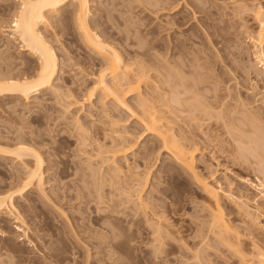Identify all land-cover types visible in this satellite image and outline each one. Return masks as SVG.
<instances>
[{"label": "rangeland", "instance_id": "obj_1", "mask_svg": "<svg viewBox=\"0 0 264 264\" xmlns=\"http://www.w3.org/2000/svg\"><path fill=\"white\" fill-rule=\"evenodd\" d=\"M138 1H140V3H138ZM138 1L89 0V13L91 17L89 21H94L95 24L97 23V29L93 27L95 32L98 33L102 30L108 36H112L113 38H111L114 39L115 43L118 44L120 41L122 44L126 45L124 39L127 37H129L128 39H135L134 37L137 38L139 35L142 36L140 29L142 31H148L150 28L157 25L159 19H164V16L159 19H156V16L154 17V12L149 10L150 8L146 4L147 0ZM222 1L224 0H208L207 2L209 3H207V5L221 6L223 3ZM248 1L249 0H247V2ZM254 1H249L248 3L250 4L247 5H252V2L253 6L257 5L258 0ZM226 2H233V0ZM259 2L264 9V0H259ZM17 3L18 1L15 0H0V21H2L0 22V29H2L0 30V50L4 47L3 50L6 51L5 54L2 52L3 50L1 51L2 56L0 54V58L2 61L4 60L3 62L6 63V66H14L12 64L14 62L29 61L32 75L34 67L36 66L35 62L31 61L32 57H30L28 53H23L19 50L18 42L16 43V40H13L11 35H9L10 29L8 30V28L11 23L10 20L12 19L10 15L13 14V6L15 8ZM241 4L242 3H236L231 5V7L233 6L231 9L228 4L229 6L227 5L228 9H226V12H232L231 10L235 8V6L237 7ZM145 5L148 6V9L147 7H143ZM69 7L70 6H68L66 10H69ZM184 10L185 12L187 11L186 9L181 10V15L185 14ZM147 11H151V13ZM186 14L188 13L186 12ZM218 14L221 15L220 11ZM188 15L192 26H190L191 30L188 28L185 33L194 30L198 35V40L196 39L197 43L199 42L205 45L200 47L203 50L195 56L199 57L201 55L205 57L208 55L205 57L206 59L202 58L200 62L204 63L203 61H208L211 63L214 69L213 74H222L225 82L224 84L222 83L221 86L224 88V85H226L230 88L229 91L232 92L231 94H225L226 91L224 92L223 88L213 93L212 90L211 92H207L208 88L211 87L209 83L206 84L207 88L204 92V96L207 97L208 103L210 102L213 104V102L216 101L223 104L220 110V116L224 118L222 123L225 126H223L221 121L215 125L213 122H209L206 118L200 116H196L194 120H191L192 117L188 114H181L179 115V124L182 126L181 131L185 135V141L190 139L191 144L192 141L195 143L194 148L197 149L194 153L195 171L210 187L220 189L219 204L224 208L227 216L226 218L230 221L233 229L241 234L239 236V246L235 248H238L244 255L250 254L256 249H260L264 252V198L262 196L264 191H262L263 188L260 186H258V189L254 187L260 184L261 186L262 184L264 185V172H262V170L260 171V168L258 169L259 165L257 166L253 156L248 155L246 156L247 158L245 157L246 159H243L236 154L237 145H239L240 142L237 143L239 131H237L235 127H239L244 135L247 134L245 136H248L254 125L255 128L256 125H260L257 126V129L259 127L262 129V126L264 127L262 123L260 124V121L264 123V74L261 70L262 68L259 67L260 64L255 60L254 46L249 40V37H246L248 34L244 35L245 29L241 26V24L245 25V27L248 25L246 27L248 29L254 27L252 13L244 12L243 15L245 16L241 15L238 18L235 17L237 20L235 18L233 19L235 20V22L233 21V26L236 27L233 31H230L231 33L228 36L233 42V58L232 56L228 57V59L224 61V64L216 57V52H220L225 46L230 47L232 44L225 45L224 43L218 42L213 45L209 44L199 30L202 28L200 26L205 20V15L197 13L195 16H197L198 20L191 18L192 16L190 14ZM224 16L225 17L220 16L214 19V28L222 26L221 22L224 23L231 18L230 16ZM52 17L49 19L51 22L50 25L41 26V29L43 33L45 32L44 34H46L44 35L45 38H47V40L49 38L48 41H50L52 46L54 45V50L56 49V53L60 55V57L58 56L59 61H62L59 62L60 67L66 66L62 68L58 75V77L60 76L61 78L54 82V86L61 90L63 89L64 92L67 89L73 92L70 93L74 99L69 97L71 100L69 99L70 101H67L71 102L76 99L82 102L85 96V90L93 84V75L97 74L100 70V67L96 65L100 59L92 50L82 43L75 24L69 20L67 22L60 20V23L58 17ZM141 22L145 24L146 27L140 26L142 24ZM134 29L139 30L134 31ZM134 32H140V34L135 35ZM162 33L159 35L158 39L161 37L162 41L164 40L167 44L169 39L166 38V32ZM148 38L150 39V37ZM117 48L124 53V50H122L119 45H117ZM128 48L133 52L138 51L136 46ZM165 52L166 51H162L160 53L165 54ZM123 56H125L124 59H129L126 53L123 54ZM71 57L70 66L68 59ZM73 64H75V66ZM1 67H3L2 64ZM226 68L231 69L230 74L224 73L225 71L227 72ZM16 69L13 71V74L18 71L20 72L19 65ZM248 69L250 72H248ZM253 70L257 72L254 73ZM223 73L225 76H223ZM151 74L153 73L151 72ZM206 81L212 82L211 79H206ZM155 84V80L151 79V82L147 86L142 85L141 91L143 93L146 91L153 92L154 96H156V93H154ZM228 94L229 98L226 96ZM219 96H223L222 100H220L221 97ZM135 97L136 96L130 97L129 100H127L128 104H133ZM33 98L34 101L29 103L14 101L7 97L2 98L0 101V145L12 146L14 141H9V139L16 138L22 133L24 136L26 134V137L30 133H34L37 138L39 136L38 139L45 140L44 144L48 143L46 146L43 144V147L40 145L39 148L36 147L39 149L40 154L42 153L41 157L45 160L44 194L40 195V193L34 190L26 194L23 198L15 197L14 199L16 208L26 224V226L24 225L21 228L29 229L28 238L34 242L33 245H30L28 240L23 239L21 231H16L15 238L10 236L11 239L1 234V232H9L11 228L14 229V225L10 224V221L5 222L9 228L4 226L0 227V246H5L9 242L15 245L19 250L14 254L19 256V258L20 256L23 258V260L21 258V262L24 261L22 264H31L32 260H37L39 262L36 261L38 264L48 263L41 259L42 253H46L47 250L43 251L41 254L37 253V251L40 250L39 248L43 246V243H40V241L35 238L37 235L40 237H47L48 239H45L50 240V245H52H48L47 247H50L51 249H49L57 254L58 259H61V261H53L52 264H84L87 252L90 255L88 261H91L93 264L100 262L104 254L101 252V247H99V241L106 240L107 242H111L109 228L112 226V223L110 221H97L96 223L94 218L101 215L105 216L106 214L107 216H114L115 221L113 218L112 220L115 222H113L115 225L117 223L116 217L118 218L117 227L119 226L118 229L120 230L118 232L121 233L122 237L116 241L118 242V249L116 250L117 253L115 252L116 254H114V260H119L118 264L119 262L120 264L243 263L240 261L241 257L239 259L236 253H233L228 250L227 247L225 248L223 244L221 245L219 241H216L217 238H213L215 236H213L212 233L210 235L208 231L209 220L211 219L209 217L210 210H215V206L213 201L208 197L209 195L203 190V187L189 176L184 171V168L177 164L169 154L163 152L156 137L152 135L144 136L145 133L138 120L127 111L115 107L111 98L105 99V105L102 106L101 102L103 100L101 101V99H99V94H97L89 102L86 103L83 101L82 109L77 107L72 110L70 115L65 114V108H63L65 106H61L68 102L62 101L63 103L58 102L60 103L58 104L54 96L49 92L35 95ZM240 100H244L246 104H244L245 102L243 101L244 103L241 106L240 104L242 102ZM244 106L246 107L244 108ZM74 114H77L80 121L83 122L86 127L87 125H92L93 127L97 125V127L95 126L96 129H93V127L91 128L92 130L90 129L94 137L102 136L103 133L101 134V128L105 129L108 135L114 136V134L109 133V129L115 128L111 125V121L115 120L117 121L116 128L118 133H122L123 137H128L133 142L135 140L131 153L126 156L128 161L127 165L122 157L119 158V162L123 168V176L126 177L123 183L126 184L132 182L129 178L131 172L135 173V175H139L149 168L151 172L149 177L150 181L148 183L149 186L145 187L141 195L143 200L148 203L147 208L144 209L145 211L141 209L143 211L137 210L136 214H132L134 212L131 211V208L133 210L136 206L132 207L135 201L133 203L120 205V201L124 203L127 200L125 194L122 191H112V188L109 187H104V189H102L103 193H101V195L103 204H101V200L100 202L97 200L98 194L96 189L98 187L97 180H99V176H96L97 178L95 176L93 177L95 170H91L92 175L91 171L90 173L88 172L90 169H87L88 171L84 170L87 168L85 166L88 165H85L86 161H88L85 158L89 157L88 159H90L92 157V161L94 162L93 159L95 157L93 156L96 154L94 151L95 144L93 143L91 148H79L80 137L79 135L77 136L76 130L73 131V126H71L69 122V116H73ZM256 115L258 116L257 118L261 119L258 120V124H255L257 121ZM63 117L69 118V120L66 118L68 120L67 123ZM34 118H37L39 122H32ZM226 119H230V121ZM231 124L234 129L233 141L227 134L228 127H232ZM174 127L177 129L176 126ZM260 128L258 130H260ZM97 129H99V131ZM254 130L256 131V129H253V131ZM251 132L249 135L253 134ZM62 138H64L65 141H61ZM76 138H78V140H76ZM137 139H139L138 142H136ZM66 140L68 143L64 144ZM54 141L56 143H53ZM60 141L63 143H60ZM92 141L94 142V139ZM102 142L104 143V141ZM190 142L188 140L189 144ZM56 145L59 147L62 145L61 147L65 148L62 150L64 153L62 156L60 155L61 158H59V155H53L54 152L50 151ZM64 145L66 146L64 147ZM81 150L82 152L89 151L88 153L92 156L82 154ZM60 160L67 161L66 170L69 172H67L68 177L66 174L58 175L63 165L58 164L59 166H57L55 163H58ZM18 164L19 163L0 156V193L2 191L5 193L11 192L9 185L11 186L12 183L11 179L9 180L7 176H10V173L14 171L12 169H15V172L20 170V165ZM94 165L95 164H93V166ZM165 168H168L170 171L167 172ZM101 170L105 172L106 168H102ZM74 173L76 174L74 175ZM94 175H98V173L96 172ZM105 182H107V176L105 177ZM261 191L262 193H260ZM3 192L2 194H5ZM229 194L233 197V201L228 199L227 196ZM97 203L99 204L97 205ZM240 205L247 207V217L241 215L243 210L241 209L242 211H240L238 207ZM127 206L131 208L126 209ZM244 206H242V208H244ZM135 208L137 209V206ZM113 209L116 210L118 214L121 213V215H119L120 218L117 213L115 214L116 216L110 215ZM125 215H128V217ZM159 218L161 219L159 221H162L161 224L164 226L163 229H166L168 234L164 232L162 234L163 239L158 238L159 241H156L157 236L155 235L157 234L153 233L154 231L151 230L152 226H148L155 222L158 223L159 221L155 219ZM253 220L254 223L252 227L249 222ZM45 224H49L51 228L49 229L52 231H48V228H44L46 227L43 226ZM153 226L155 227V225ZM247 227H251V229L247 230ZM54 231L57 233L56 238L55 236L52 238L51 235ZM102 235L105 237L104 240H102ZM216 242H218V244ZM34 245H36V247H34ZM35 248L36 250H34ZM196 252L197 254L195 255ZM197 255L201 260L196 258ZM25 258H28L31 262H29L28 259L26 261ZM100 263L111 264V262L107 260H102Z\"/></svg>", "mask_w": 264, "mask_h": 264}, {"label": "bare ground", "instance_id": "obj_2", "mask_svg": "<svg viewBox=\"0 0 264 264\" xmlns=\"http://www.w3.org/2000/svg\"><path fill=\"white\" fill-rule=\"evenodd\" d=\"M15 1H18V3L15 6V8L13 6L12 9L13 14L10 15V17L12 16V19L10 18L11 23L9 24L10 26L8 28V30L10 29L9 35H11V38L13 40H16V43L18 42L19 44L18 47L21 52L23 53L26 52L30 57H32V59L31 58L29 59L35 62L36 66L34 67V72L31 75V66L29 61H22L18 63L14 62L15 64L12 63L15 66L14 67L12 65L11 66L8 65L11 62L7 64L8 66H6V63L3 62L4 60L2 61V59L0 58V63L3 66L1 67L0 64V101L2 100V98L7 97L13 99L14 101H22L23 103H29L31 101H34L33 97L35 95H40L44 92L45 93L49 92L52 96H54L55 101L57 103L58 102L63 103L62 101H67L72 97L71 93L73 92L71 90L67 89L66 90L67 92L66 91L64 92L63 89L61 90L60 88L54 86V82H56L58 79L61 78L60 76L58 77L59 73L61 72L62 68L66 66L60 67L59 62H62L59 61L60 55L56 53L55 51L56 49L54 50L55 48V47L53 48L54 45L52 46L50 41H48L49 38L48 40L47 38H45L44 35L46 34H44L45 32L43 33V30L41 29V26L44 27L50 25L51 22L49 19H51L50 17L52 16L58 17L59 22L60 20H63V22H67L69 20L70 22L76 25L82 43L87 48L92 50L100 59L96 63V65L100 67V70L97 74L93 75L94 76L92 78L94 80L93 84L85 90V96L83 98V101L87 103L95 95L99 94L100 96L99 99H101V101L103 100L101 102L102 106L105 105L104 103L105 99L111 98L115 107L123 109L127 111L130 115L135 117L138 120L139 124L141 125L143 132L145 133L144 136L152 135L156 137V140L158 141L161 149H163V152L169 154L177 164H179L182 168H184V171L189 176H191L196 182H198L199 185L203 187L205 193H207L209 195L208 197L213 201L215 210L213 209L210 210L209 217L211 219L209 220V227H208V231L210 235L212 233L213 236H215L213 238L215 239L217 238L216 241H219V243L221 245L223 244L225 248L227 247L228 250L232 251L233 253H236L239 256V259L241 257L240 261L243 262L241 264H264V252L262 250L256 249L253 250L250 254L244 255L242 252H240V250H238V248H235L239 246L238 245L240 243L239 236L241 234L235 229H233V226L230 224V221L226 218L227 216L225 214L224 208L221 207V205L219 204L220 189L218 188L219 189L218 190L216 188L210 187L203 179L199 177V175L195 171L194 153L197 150L196 148H194L195 143L191 140L192 141L191 144L190 139L187 138H185L187 139L186 141L184 140L185 135L181 131L182 126L179 124L180 122L179 115L181 114H188L190 117H192L191 120H194L195 119L194 117L196 116H200L202 118H206L209 122H213V124L215 125L218 124L219 121H221L222 123L224 119L223 117L220 116L221 115L220 110L223 104L216 101L213 102V104L210 102L208 103L207 97L204 96V92L205 89L207 88L206 85L207 83L211 85V87L208 88L207 92L209 91L211 92L212 90L213 93L216 92L218 89L223 88V86L221 85L222 83L224 84L225 81L222 77V74L221 75L220 74L217 75L218 73L216 75L213 74L214 69L211 66V63H209L208 61H203L204 63L200 62L202 58L206 59L205 57H207L208 55L205 57H202L201 55H200L201 57L195 56L198 55L203 50L200 47L205 45H202L203 43H199V42H198L199 44L197 43L198 35L194 30H193L194 32L193 31L189 32L188 30V32L191 34L185 33V31H187L188 28L190 29V26H192L189 21L190 19L188 14H190L192 16L191 18L195 20H198L197 16H195L197 13L200 14L202 13V15H205L204 16L205 20L203 23H201L200 26L202 28H200L199 26L198 27L200 28L199 29L200 33L202 32L203 36L205 37V40H207L209 44L213 45L214 43L217 42L224 43L225 45L230 43L232 44L230 47L225 46L224 49H222L220 52L219 51L216 52V57H218L221 63L224 64V61L227 60L228 57L232 56L233 58V42L230 40V38H228V36L231 33L230 31H233V29L236 27L233 26L234 25L233 21L235 22V20L233 19L235 17L238 18L241 15L245 16L243 15L244 12L252 13L254 27L248 29L246 28L248 25L245 27V25L241 24V26L245 29L244 35L248 34V36L246 37L247 38L249 37V40L254 46L255 60L258 64H260L259 67L262 68L261 70L264 74V9L260 5L259 0H258L259 3L257 2V5L254 6H253V2L252 5H247L250 4L248 2L251 0H249L248 2L247 0H233V2H226L229 0L226 1L224 0L226 3L222 1L223 3L221 6H217V5L212 6L210 4H208L209 5L208 6L207 5V3H209L207 2L208 0H147L146 4L150 8L149 10L154 12L155 14L154 17L156 16L155 18L159 19L162 18V16H164V19L161 20L159 19L157 25H155V27L150 28L148 31L147 30L142 31L139 28L142 33V36L139 35L137 38L134 37L135 39H128L129 37H127L126 39H124L126 45L122 44V42L120 41L118 42V44L115 43L114 39H112L113 37L111 36L112 37L111 38L110 36L105 34V32L102 30L98 33L95 32V29H97L96 27L97 23L95 24L94 21L93 22L89 21V19L91 18L89 13L90 12L89 0H15ZM138 3H140V1H138ZM236 3H242V4L238 5L237 7L235 6L236 9L233 8L231 10L232 12L230 13L226 12L227 11L226 9H228L227 8L228 4L230 5L228 6L231 9L233 7V6L231 7V5H234ZM68 6H70L69 7L70 9L68 8L69 10H66ZM148 6L145 5L143 7H147L148 9ZM183 9H186L187 10L186 12L188 14H186L184 10L185 14L181 15L180 11ZM151 11L150 12L147 11V12L151 13ZM219 11L221 15L218 14ZM224 15H226V17L230 16L231 18L229 20H226V22L224 23L221 22L222 26H218V28H214L215 27V24L213 23L214 19L220 16L225 17ZM140 26L146 27V25L143 23ZM93 27L96 28L94 29ZM138 30L134 29V31H138ZM162 32H166L167 35L166 38L169 39V41L166 40L168 41L167 44L164 42V40L162 41L161 37L158 39L159 35ZM134 34L138 35L140 34V32L139 33L134 32ZM148 37H150V39ZM117 45H119L120 48L124 50V53L118 50ZM132 46H136L138 51L133 52L132 50H129L128 47H132ZM162 48L165 49L162 50V51H166L165 54L160 53L162 52L160 51ZM3 49H1L0 52ZM2 52L4 54L6 53V51L4 50ZM2 52L0 53L1 56H2ZM122 53L123 54L126 53L127 56H129V59L128 60L124 59L125 56H123ZM70 59H72V57L68 59L69 63H70ZM18 65L20 67V72L18 71L17 73L15 72L13 74V71L17 68ZM69 65L71 66V63ZM73 65L75 66V64ZM228 69L227 72L225 71L224 73L230 74L231 69L229 70ZM151 72L153 74H151ZM248 72H250L249 69ZM253 72L256 73L257 71L255 72V70H253ZM224 73L223 76H225ZM151 79L155 80L156 83L154 87L155 89L154 93H156V96H154L153 92L146 91L143 93L141 91L142 85L147 86L151 82ZM206 79L207 80L211 79L212 82L210 83L206 81ZM223 89L224 92L226 91L225 94L227 93L231 94L232 92L229 91L230 88L227 87L226 85H224ZM229 94L226 95L228 96L227 98H229ZM134 96H136L135 99L133 100L134 103L128 104L127 100H129L130 97H134ZM222 97L221 99L220 98L219 99L222 100ZM69 101H67L68 102L67 104L64 102L65 104L61 105L62 107L65 106L63 107L65 108L64 109L65 114L70 115L73 109L77 107L80 108L83 107V101L81 102L76 99L75 101L73 100L71 102ZM243 101H241L242 102L241 104L239 103L241 106L245 102ZM244 104H246V102ZM245 107L246 106H244V108ZM69 117H70L69 122L70 125L73 126L72 127L73 131L76 130L77 136L79 135L80 137V138L78 137L80 139L79 148L80 147L91 148L92 144L93 143L95 144L94 151L96 154L93 156L95 157L93 159L94 162L92 161V157L90 159H88L89 157L85 158L86 160H88L86 161L85 165L86 164L88 165L85 166L87 168H85L84 170L88 171L87 169H90L88 171L89 173L91 170L93 171L95 170L93 173V177L99 176V180H97L99 184L97 183L98 187L96 189V192L98 194L97 200H99V202L101 200V204H103L102 202L103 198L101 195V193H103L102 189H104V187H109L112 188V191L113 190H116V192L122 191L125 194L127 200L124 203L122 201L120 202L118 201L120 205L131 202L133 203L135 201L136 204L133 203L132 207L136 205L137 209L135 208L136 206L134 207L133 210L130 206L126 207V209L131 208V211L134 212L132 214H136L137 210L143 211L144 209H146L148 203L145 200H143L141 195L143 194L145 187L149 186L148 185L150 181L149 177L151 175L149 168H147L144 172H142L139 175H135V173L131 172L129 178L130 181L132 180V182L130 184H126L123 183L124 178L126 177L123 176V168L119 162V158L122 157L124 159L125 164L127 165L128 161L126 159V156L129 153H131L132 148L135 144V140L133 142L128 137H123L122 133H118V130L116 128L117 121L115 120L111 121V125L114 126L115 128L109 129V133L114 134V136L108 135L105 129L101 128L102 129L101 134L103 133L102 136L94 137V135H92L91 133L92 132L91 128L93 127L92 125L91 126L87 125L86 127V125L80 121L77 114H74L73 116H69ZM257 117L258 116L256 115L257 123L255 122V124H258L259 123L258 120H261ZM66 118L63 117V119L67 123L69 118H67L68 120ZM230 119L229 120L226 119V120L230 121ZM33 121L35 123L39 122L37 118L32 119V122ZM261 123L264 125V123L260 121V124ZM258 125H256V128L255 125L254 127H252L251 130L252 132L251 131L250 132L253 134L249 135L250 134L249 132L248 136H245L247 134L244 135L243 132L240 131L239 127L238 128L235 127V129L239 131V136L237 135L239 141L237 140V143L240 142V144L237 145L238 148L236 149L237 152L236 154L237 156L243 159L248 155L253 156L257 166L259 165L258 169L260 168L259 170L260 171L262 170V172H264V127L262 126V129L259 127L261 130L260 131L258 130L259 128L257 129ZM95 126L97 127V125H94V127ZM174 126H176L177 129ZM223 126L225 125L223 124ZM231 126L232 127H228L227 134L233 141L234 129L232 124ZM94 127L93 129H96V127L95 128ZM253 129H256V131L255 130L253 131ZM97 130L99 131V129ZM22 134L18 135L16 138L9 139V141H14L12 146L0 145V156L6 159H10L16 163H19L18 165H20L19 166L20 170H17L15 172V169H12L14 171L10 173V176H7L9 180L11 179L12 184L11 186L9 185L11 192L5 193L2 191L5 194H2V192L0 193V227L3 226L8 227V225H6L5 222L10 221L11 222L10 224L14 225V229L11 228L12 230L9 229V232L7 231L1 232V234H3L4 237H10V236L14 237L16 231H21L22 232L21 235L23 239L28 240L29 244L33 245L34 242L28 238L29 229L21 228L24 225L26 226V224L24 222V219L21 217V214L19 213L18 209L16 208L14 199L15 197L23 198L26 194L34 190L40 193V195L44 194L43 186L45 183L44 182L45 160L41 157L42 153L40 154L38 148L39 145L43 147L45 140L38 139L39 136L37 138V136H35L34 133H30L27 137L26 134L25 136ZM78 138H76V140H78ZM93 139L94 142L92 141ZM63 140L65 141L64 138L61 139V141ZM138 140L139 139H137L136 142H138ZM188 140L190 144L188 143ZM61 141L60 143H63ZM102 141H104V143ZM53 143L56 142L54 141ZM67 143L68 141L66 140V143L64 144ZM47 144L44 145L46 146ZM56 146L52 148L50 151L54 152L53 155L56 156L59 155V158H61V156L64 153V151L62 150H64L65 148H62L61 147L62 145L60 147L58 145ZM65 146L66 145H64V147ZM88 152L86 151L82 152L81 150L82 154L92 156ZM55 164H57V166H59L58 164L63 165V168L59 171L58 175L60 176L62 174L64 175L66 174L67 176V172H68L66 170L67 161L60 160L58 163ZM93 164H95L94 166L96 168L93 166ZM102 168H106V171L105 172L102 171L101 170ZM165 170L167 172L170 171L168 168H165ZM96 172L98 173V175H94L96 174ZM75 174L76 173H74V175ZM91 175H92V171H91ZM106 176H107V182H105ZM258 186L264 189L263 184L262 186L260 184L254 187L258 189ZM263 189L262 191H264ZM262 191L260 193H262ZM262 196L264 198V192L262 193ZM227 197L230 201H233L232 200L233 197H231L230 194ZM98 204L99 203H97V205ZM242 206L241 205L238 206L240 211L243 210V212H241L242 214L240 212L239 213L247 217L248 209L246 206H244V208H242ZM113 211H112L113 214L111 212L110 215H115L117 213L116 210L113 209ZM227 214L230 215L229 213ZM117 215L119 217L121 213L120 214L117 213ZM125 216L128 217V215ZM112 218L114 220V216L111 217V216H107L106 214L105 216L102 215L99 217L96 216L94 220L96 221V223L97 221L98 222L110 221L112 223V226L109 228V234L111 233V242L110 241L107 242L106 240H105L106 242L99 241V247H101V252L104 254V257L102 256L103 257L102 260L110 261L111 264H118L119 260L118 259L114 260L115 259L114 254L117 253L116 250L118 249L117 247L118 242L116 241L122 237H121V233L118 232L120 231L118 229L119 226L117 227L118 218L116 217L117 219L116 225L114 224L115 220L113 221ZM155 220L159 221L161 219L159 218ZM161 223L162 221L161 222L159 221L158 223L155 222L154 224L149 223L150 225L147 224L149 225L148 227L152 226L151 227L152 229L151 228L150 229L153 230L154 232L153 231L151 232L157 234L155 235L157 236L156 241H159L158 238L163 239L162 234L164 232H166L165 234H168L167 230L163 229L164 226ZM249 223H251V226L253 227L254 220L250 221ZM153 225H155V227ZM43 226H46L44 228L46 229L48 228V231L51 229L49 224H45ZM246 229L249 230L251 229V227L250 228L247 227ZM51 235L52 238H54V236L56 238L57 233H55L54 231L51 233ZM35 238L38 239L40 243H43L42 247L40 248L38 247L40 250L37 251V253L41 254L43 251L47 250L46 253L44 252L42 253L41 259L44 262L47 261L49 264L50 263L52 264L53 261L54 262L56 260L61 261V259H58L57 254L53 253L50 250L51 249L50 247H47L48 245L51 244L50 240L45 239L47 237L44 236L40 237L39 235H37L35 236ZM104 238L105 237L103 236L102 240H104ZM216 243L218 244V242ZM34 247H36V245H34ZM18 250L19 249H17L15 245H13L11 242L6 244L5 246L1 245L0 264H22V262H24V261L21 262L22 257L20 256L19 258V256L14 254L17 253ZM34 250H36V248ZM196 254L197 252L195 253V255ZM89 257L90 255L87 252L86 261L84 264H93L91 261H88ZM196 258L197 259L199 258L201 260V258L198 257V255ZM102 260L99 261L102 262ZM36 261L37 260H32V263L38 264L39 262L37 261L38 262L37 263ZM100 262H97L96 264H102Z\"/></svg>", "mask_w": 264, "mask_h": 264}]
</instances>
